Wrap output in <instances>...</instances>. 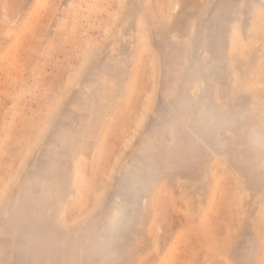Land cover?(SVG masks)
I'll return each mask as SVG.
<instances>
[{
  "label": "rangeland",
  "instance_id": "1",
  "mask_svg": "<svg viewBox=\"0 0 264 264\" xmlns=\"http://www.w3.org/2000/svg\"><path fill=\"white\" fill-rule=\"evenodd\" d=\"M253 127L264 0H0V264H264Z\"/></svg>",
  "mask_w": 264,
  "mask_h": 264
},
{
  "label": "clouds",
  "instance_id": "2",
  "mask_svg": "<svg viewBox=\"0 0 264 264\" xmlns=\"http://www.w3.org/2000/svg\"><path fill=\"white\" fill-rule=\"evenodd\" d=\"M246 143L251 151L264 153V129L250 128L246 134ZM125 212L126 210L122 206L115 208L109 220L110 227L117 226L123 219Z\"/></svg>",
  "mask_w": 264,
  "mask_h": 264
}]
</instances>
